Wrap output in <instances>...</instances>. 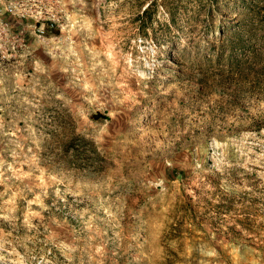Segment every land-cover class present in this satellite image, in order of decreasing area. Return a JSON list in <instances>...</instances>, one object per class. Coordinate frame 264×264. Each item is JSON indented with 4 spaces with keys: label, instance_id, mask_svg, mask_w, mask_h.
<instances>
[{
    "label": "rangeland",
    "instance_id": "rangeland-1",
    "mask_svg": "<svg viewBox=\"0 0 264 264\" xmlns=\"http://www.w3.org/2000/svg\"><path fill=\"white\" fill-rule=\"evenodd\" d=\"M0 264H264V0H0Z\"/></svg>",
    "mask_w": 264,
    "mask_h": 264
},
{
    "label": "trees",
    "instance_id": "trees-1",
    "mask_svg": "<svg viewBox=\"0 0 264 264\" xmlns=\"http://www.w3.org/2000/svg\"><path fill=\"white\" fill-rule=\"evenodd\" d=\"M249 8H251V7H249ZM208 13H209V17H208V20H207L208 22L207 23H208V27L211 28L212 23L214 22V20H213V18H214L213 17L214 16V12H213V10L209 9V12ZM220 31H221V29L218 27V37H216V39H218V40H220V42H222L223 39L225 38L224 35H223L225 31H221V32ZM233 33L237 34L236 31H234ZM212 36L214 37V34ZM228 44H229V46L231 48V51H233L236 48H241V47L244 46L243 43H242V40L239 39V37H237L234 41L229 40V43ZM95 116L97 118H101V117L107 118L105 115H103L101 113H98ZM192 233H193V231L188 228L187 229V236H188V238H191L192 237Z\"/></svg>",
    "mask_w": 264,
    "mask_h": 264
}]
</instances>
